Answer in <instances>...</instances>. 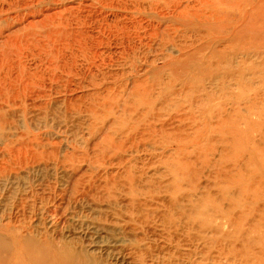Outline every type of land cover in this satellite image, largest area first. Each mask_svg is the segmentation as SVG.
Returning <instances> with one entry per match:
<instances>
[{
	"label": "rangeland",
	"instance_id": "rangeland-1",
	"mask_svg": "<svg viewBox=\"0 0 264 264\" xmlns=\"http://www.w3.org/2000/svg\"><path fill=\"white\" fill-rule=\"evenodd\" d=\"M213 2L222 11L219 24L240 26V16L248 11L247 27L231 38L219 24L209 31L210 38L209 32L178 24H172L175 30L169 28L175 44L200 45L222 38L214 47L223 49L222 55L233 64L218 56L202 68L204 72L196 68L198 59L163 66L161 56L178 52L171 46L161 50L159 37L151 35L176 15L161 0H0V226L46 235L55 242L65 239L116 264H246L229 253L233 240L218 238L211 247V238L196 222L178 221L168 211L177 196L188 213L193 204L203 202L202 194L219 199L228 195L223 202H232L235 212L263 207L255 217L263 218L264 225V0ZM56 26L66 34L52 42L42 32ZM218 64L232 72L216 75ZM161 90L224 93L239 129L231 151L238 158L250 155V171L230 186H213L215 179L204 169L199 184L210 186L198 191L188 187L171 162L172 149L159 148L160 138L138 151L99 158L100 136L106 129L114 132L117 125H127L124 101L127 107L140 108L142 98H148L143 91ZM102 97L114 101L105 117L100 115ZM91 133L96 140L90 139ZM187 170L182 167V172ZM252 180L247 193L258 195L254 201L238 202L226 193L236 196ZM75 185L78 192L72 193ZM164 215L174 220L165 224ZM222 224L225 233L234 232ZM220 242L224 246L215 248ZM247 250L248 264H264V255Z\"/></svg>",
	"mask_w": 264,
	"mask_h": 264
},
{
	"label": "bare ground",
	"instance_id": "bare-ground-1",
	"mask_svg": "<svg viewBox=\"0 0 264 264\" xmlns=\"http://www.w3.org/2000/svg\"><path fill=\"white\" fill-rule=\"evenodd\" d=\"M161 1H163L164 7H171L174 9L176 15L168 18V22L170 24H168L163 29L153 30L151 35L155 38L159 37L158 46L161 48V50L166 49L167 46H171L172 49H175L178 52V56H172L171 53L161 56L160 59L164 60L163 66H171L172 63H177L178 65L180 62L184 63L189 60L198 59L197 62L195 61L197 63L196 68L202 70V68L205 69L206 67H210L212 65V60L215 57L220 56V61L223 63L229 62L228 65L231 67V64H233L231 58L230 60H227L226 55H222L224 50H217L214 47V44L221 41L222 38L218 40L214 37L212 41H207L206 44L200 45H186L188 43L175 44L174 41L170 42L172 41V38L170 37L169 28L171 30H175L176 27L175 26L172 29V24H178L182 27H189L193 31L201 30L204 32H209L213 29L214 25L216 26L219 24V21L221 20L220 13L222 11L218 9L213 0H195L196 3L193 5H182V0ZM259 4L261 3L256 5L257 9H259ZM252 9L253 8H251V10ZM247 13L248 11L244 12L240 16V19L238 20L240 23H242L240 26H230L226 28L224 25L219 24L222 29L230 31L228 38L236 36L239 30H243L245 26L247 27L245 22L248 17ZM229 20L231 21V18H229ZM42 33L44 36H46V38L52 39L53 42L59 40L62 35L65 36L66 31L64 29L58 28L57 26L50 28L44 27V31ZM76 34L80 36L83 35V33L80 32H77ZM226 40L228 39L226 38ZM229 40L231 41V39ZM226 48L229 47L226 45L225 49ZM53 53L55 54V52ZM216 67L217 68L214 67L216 70L214 71L216 72V75L221 74L222 76H226L232 72L230 67V69H224L222 66L224 70H221L220 64L216 65ZM193 71H195V69L192 70V72ZM216 75L213 76L212 80H216ZM231 75L233 76V74ZM208 78H210V76ZM170 85L172 84L170 83ZM162 90L143 91V95L148 96V98H142V100L144 99L143 102H141L143 106L140 108H138V106L133 108L127 107L124 101V104L122 105V113L127 119V125H125V123L122 125H117V130L114 132L107 131L106 129V132L100 136L99 142L96 144V146L99 147V158L104 160L103 158L105 157L109 158L115 156L116 154L119 155L122 152L138 151L139 146H144L147 143L151 144L150 142L155 138H157V140L160 138V140H162V145L159 148L161 150H165L166 148L172 149L171 151H173L175 160L172 159L171 162L176 163V169L181 174L182 179L187 182L188 187L197 189L198 191L204 187V189H207L206 187L210 186L209 184L203 186L199 184V172L204 169L207 171L205 174L208 175V177L215 179L214 183L212 184L213 186H218L220 184H223L224 186H230V184L235 183L237 178L246 175L245 173L250 171V169L248 170V165L250 162H252L250 161V155H247L248 158L246 159L244 156L238 158L235 157V154H233V151H231L234 148V135L239 132V129H237L238 126L236 125L234 117L232 116L233 114L227 109L229 98H226L224 93H216L214 91ZM101 99L102 101L100 105H102L101 108L104 109L100 115L105 117V111L113 108L114 101L108 100L106 97H102ZM139 101H141V99ZM116 105L118 106V103ZM195 112L198 114L195 115ZM236 114L238 115V113H235L234 115L237 116ZM95 115L98 114L95 113ZM96 117L99 118V116ZM128 122L131 124L128 125ZM110 129L111 128H109V130ZM114 133L117 135L115 138L113 137ZM95 135V133H91L90 139L96 140ZM215 155L218 157L215 158ZM182 167L188 169L187 173L182 172ZM261 170H264L263 162L261 164ZM178 176L180 175L178 174ZM253 182L254 181L252 180L251 184L248 183L249 185L241 187L236 196L231 191H227L226 193L230 194L231 196L233 195V198L231 199L237 200L238 202L244 200L254 201L256 198H258V195H251L247 193L249 189L253 188ZM76 188H78L77 185H75L72 193L78 192ZM177 197L170 201L168 205V211L172 213L173 217H177L178 221H183V218H185L184 220L186 222H196L200 232H206L211 238V247L214 246L218 238H222L223 240L231 239L233 240V243L230 242V245H228L230 247L229 253H231L233 259L239 257L240 259H243V262L246 264L250 262L249 254L251 253H248L249 251L247 248L250 247L253 252L256 251V253L260 254L261 256L264 255L263 218L260 220V217H255V213L263 210V207H261L262 209L259 208V205L255 208L244 207L239 212H235L234 210L236 206H234L232 202H229L226 206L223 202L226 197H229L228 195H222L221 199H219L217 197H213V195L211 196L209 193H205L202 194L203 204L200 202L193 204L192 208H190L189 212L187 213V210H184L181 207V196L180 199ZM261 198H263V193H261ZM187 200L192 201L191 198ZM209 203H212L213 206L208 207ZM177 208L178 211L176 210ZM173 217L164 215L162 220L166 221V223H164L167 224V222L170 223V221L172 222L174 220ZM221 220H223V222H221ZM222 223L232 227L234 232H232V234L225 233L223 231ZM213 240L215 241L213 242ZM219 246L222 248L224 245L220 242L215 248H218ZM111 257L113 260L118 261V257L116 255L112 254ZM108 259L109 257L107 259H101L99 256H96L84 248L77 249L73 246L71 241L65 239L61 240L60 242H55L47 238L46 235H42L40 237L32 236L30 234H22L20 231H10L8 224L0 226V264H116V262H107ZM203 259L205 258L203 257ZM239 264L242 263L240 262Z\"/></svg>",
	"mask_w": 264,
	"mask_h": 264
}]
</instances>
